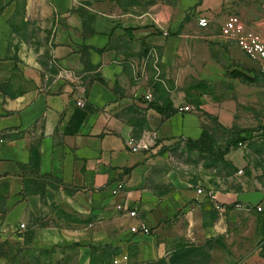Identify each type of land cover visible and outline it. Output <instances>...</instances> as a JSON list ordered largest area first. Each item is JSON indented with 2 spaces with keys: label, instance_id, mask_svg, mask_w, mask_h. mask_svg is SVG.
<instances>
[{
  "label": "crops",
  "instance_id": "0c3cea01",
  "mask_svg": "<svg viewBox=\"0 0 264 264\" xmlns=\"http://www.w3.org/2000/svg\"><path fill=\"white\" fill-rule=\"evenodd\" d=\"M2 4L0 193L35 218L32 242L11 235L22 248L84 236L77 222L50 211L51 202L75 218L114 207L119 222L147 221L152 154L202 131L199 114L178 107L208 109L205 85L225 76L249 81L232 71L258 69L221 25L236 13L264 32V0H22L20 14L17 0ZM130 138L148 147L132 150Z\"/></svg>",
  "mask_w": 264,
  "mask_h": 264
},
{
  "label": "rangeland",
  "instance_id": "374dc122",
  "mask_svg": "<svg viewBox=\"0 0 264 264\" xmlns=\"http://www.w3.org/2000/svg\"><path fill=\"white\" fill-rule=\"evenodd\" d=\"M250 75L255 80L225 76L218 86L205 85L208 109L178 108L201 117L203 150L181 136L152 154L147 186L156 199L141 213L149 233H131L114 207L107 215L75 218L51 202L50 211L77 222L84 236L22 248L11 235L32 242L35 218L11 209L0 193V264H264V71ZM217 150L225 153H212Z\"/></svg>",
  "mask_w": 264,
  "mask_h": 264
},
{
  "label": "built area",
  "instance_id": "2783aa9c",
  "mask_svg": "<svg viewBox=\"0 0 264 264\" xmlns=\"http://www.w3.org/2000/svg\"><path fill=\"white\" fill-rule=\"evenodd\" d=\"M261 9L264 11V4ZM208 20L205 16L201 15L198 17L199 25H206ZM222 35L227 36L235 41V43L254 61L257 63L258 70L264 71V32L261 29H255L249 27L246 22L240 18L236 13H229L226 15L224 22L221 25ZM145 98H149V94L145 93ZM81 104V101H77ZM180 110L188 109L187 105L179 106ZM127 145L132 150L137 148H147L148 145L143 143H134L132 138L129 139ZM120 185H118L119 187ZM196 192L201 193L203 189L201 187H196ZM117 188L112 189V192L115 193ZM116 207L118 209L124 208L129 216L136 217L137 211L135 208L129 209L125 203H117ZM258 209L262 207L257 205ZM129 230L132 233L146 234L150 231V226L146 224L143 220L136 221L129 225Z\"/></svg>",
  "mask_w": 264,
  "mask_h": 264
},
{
  "label": "trees",
  "instance_id": "16d2710c",
  "mask_svg": "<svg viewBox=\"0 0 264 264\" xmlns=\"http://www.w3.org/2000/svg\"><path fill=\"white\" fill-rule=\"evenodd\" d=\"M233 75H237V76H242L243 78L249 80V81H253L255 80V78L253 76H248L244 73H242L241 71H232ZM154 107L159 111V112H166L168 109H171V108H167L166 106H160V105H154ZM187 141L189 143H191L192 145L196 146L197 148H199L200 150H203L200 145H199V141L198 139H193V138H190V137H187L186 138ZM237 141H240L239 139H236L235 142ZM211 152V151H210ZM214 154H222V153H225L224 150H217V151H214L212 152Z\"/></svg>",
  "mask_w": 264,
  "mask_h": 264
}]
</instances>
